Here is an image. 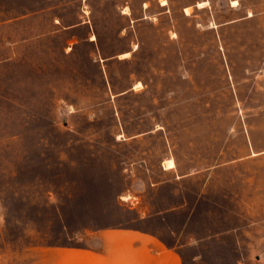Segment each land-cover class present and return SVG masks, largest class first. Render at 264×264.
<instances>
[{
  "label": "rangeland",
  "instance_id": "1",
  "mask_svg": "<svg viewBox=\"0 0 264 264\" xmlns=\"http://www.w3.org/2000/svg\"><path fill=\"white\" fill-rule=\"evenodd\" d=\"M143 1L0 0V264H264V0Z\"/></svg>",
  "mask_w": 264,
  "mask_h": 264
},
{
  "label": "crops",
  "instance_id": "2",
  "mask_svg": "<svg viewBox=\"0 0 264 264\" xmlns=\"http://www.w3.org/2000/svg\"><path fill=\"white\" fill-rule=\"evenodd\" d=\"M202 1H206V4H207V2H208V0H202ZM202 1H200V2H202ZM234 3H235V1L234 0H232ZM237 2L235 3V4H237L238 3V0H236ZM149 3V1L148 0H144L143 1V6H144V4H148ZM167 4H169V0H166V2L165 3H163V1H161V6H165V5H167ZM205 4V5H206ZM235 4H233V5H235ZM199 5V4H198ZM204 5V6H205ZM200 6V5H199ZM204 6H201V7H204ZM191 8L192 7V4H188L187 6H185V9L187 10V8ZM250 12H252V11H250ZM250 12L248 13V15L249 16H252L253 14H251L250 15ZM186 14H190L189 12H187L186 11ZM142 16H144V15H142ZM136 18H138V17H136ZM167 168V167H166ZM172 168H174V167H172ZM168 169H170V168H168ZM139 238H140V240H141V244H140V246L142 247V248H145L146 247V240L148 239L147 237H146V234L144 233V232H141V234H139Z\"/></svg>",
  "mask_w": 264,
  "mask_h": 264
},
{
  "label": "bare ground",
  "instance_id": "3",
  "mask_svg": "<svg viewBox=\"0 0 264 264\" xmlns=\"http://www.w3.org/2000/svg\"><path fill=\"white\" fill-rule=\"evenodd\" d=\"M234 1H236V0H234ZM166 2V0H163V3H165ZM200 6H203L201 3H200ZM169 164V166L168 167H173L174 166V162L172 161V160H169V162H168Z\"/></svg>",
  "mask_w": 264,
  "mask_h": 264
}]
</instances>
